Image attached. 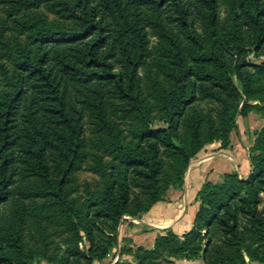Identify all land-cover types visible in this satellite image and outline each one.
Listing matches in <instances>:
<instances>
[{
    "label": "trees",
    "instance_id": "obj_1",
    "mask_svg": "<svg viewBox=\"0 0 264 264\" xmlns=\"http://www.w3.org/2000/svg\"><path fill=\"white\" fill-rule=\"evenodd\" d=\"M43 3L61 8L75 28L44 35L35 57L19 63L12 88L0 94V264H40L22 242L29 201L57 208L86 246L55 262L44 255V263L93 264L118 243L124 216L146 215L170 188L181 189L191 160L206 145L230 144L237 118L263 92L251 70L264 75V0H0V9L12 14ZM151 37L167 60L168 87L150 83L163 127H152L139 76ZM201 101L214 107L205 114L195 107ZM107 105L135 115L137 144L118 139ZM88 122L109 134L117 163L109 172L101 167L102 187L83 219L67 185L84 158ZM263 143L264 129L250 149L261 154L250 156L246 179L226 174L197 193L200 208L189 233L217 227L236 264H264ZM173 237L159 236L156 246Z\"/></svg>",
    "mask_w": 264,
    "mask_h": 264
},
{
    "label": "rangeland",
    "instance_id": "obj_2",
    "mask_svg": "<svg viewBox=\"0 0 264 264\" xmlns=\"http://www.w3.org/2000/svg\"><path fill=\"white\" fill-rule=\"evenodd\" d=\"M60 9L44 3L37 8L22 9L12 14H8L7 10L0 9V28L6 38L5 46H0V94L12 88L19 63L26 57H35L44 35L49 32L75 28L72 21L63 17ZM219 17L221 25H225L228 20L226 6L220 7ZM13 20H17L20 25L14 23ZM160 48V41L151 37V56L139 72L145 104L150 109L152 127H163L164 124L159 103L150 91V83L153 80L159 81L165 87H168L169 83L162 71V65L166 64L167 60L161 54ZM257 64L259 65L261 62H257ZM251 71L258 75L256 86L262 88L263 92L259 94L258 99L248 103L252 108L248 110L247 115L237 118V129L230 133L228 147L220 148L222 150L230 149L231 138L236 142L243 140V144L248 148L249 158L251 155L261 154L260 152L251 154L250 149L258 144L264 129V75L257 74L253 69ZM195 107L206 114L214 105L201 101L195 104ZM107 108L118 139L124 145L137 144L138 141L131 134V130L135 126V115L122 116L114 113L108 105ZM181 135L187 139L183 130H181ZM84 139V158L67 185L69 200L82 210L83 219L89 206L95 203L98 191L102 187L99 172L101 167H104V171L109 172L111 166L117 163L115 153L108 144L111 139L108 133L97 130L88 122L85 127ZM262 145L264 146V143ZM168 164L169 162H167ZM189 166L184 175V183ZM141 197L145 199L143 196ZM37 203L42 204L41 201L27 202V216L22 233V242L26 253L40 257V264H46L42 261L44 255L55 262L66 256L75 247H79L81 250L85 249L86 246L77 241L74 233L68 230L65 219L57 208L47 209L38 206ZM7 210L9 211L10 207L4 206V211ZM143 217L144 214L124 216L119 227L118 243L113 246L107 258L102 261H94L93 264H236L233 261L236 254L224 245V238L217 227L204 228L200 233H196V230L191 233L189 231L182 235L171 232L175 239L174 237L170 238L169 241L164 243L162 241L156 246L158 237L166 236L170 231L159 234L150 242L144 240L142 235L152 232V229L150 226L144 225L146 221H143ZM243 223H245L244 220H242ZM137 235L141 238L136 239Z\"/></svg>",
    "mask_w": 264,
    "mask_h": 264
},
{
    "label": "crops",
    "instance_id": "obj_3",
    "mask_svg": "<svg viewBox=\"0 0 264 264\" xmlns=\"http://www.w3.org/2000/svg\"><path fill=\"white\" fill-rule=\"evenodd\" d=\"M231 140V147L227 150L220 149V142L206 145L191 161L183 187L170 188L165 201L157 203L144 215V225L152 229V232L142 235L144 240L150 242L152 238L167 231L177 235L191 231L200 207L197 193L206 182L216 184L226 174L233 173H237L242 179L249 176L251 166L248 148L243 140ZM135 238L141 237L137 235Z\"/></svg>",
    "mask_w": 264,
    "mask_h": 264
}]
</instances>
